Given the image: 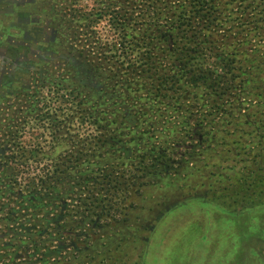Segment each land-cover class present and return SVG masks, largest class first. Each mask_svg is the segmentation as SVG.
I'll return each mask as SVG.
<instances>
[{
	"label": "trees",
	"instance_id": "trees-1",
	"mask_svg": "<svg viewBox=\"0 0 264 264\" xmlns=\"http://www.w3.org/2000/svg\"><path fill=\"white\" fill-rule=\"evenodd\" d=\"M93 2L90 10L66 5L56 26L97 85L39 74L0 117L5 164L48 159L25 190L49 206L64 203V228L69 219L75 226L127 221L135 207L130 193L156 183L165 192H190L181 205L188 209L200 202L204 211L251 216L260 204L232 211L216 192L231 178L264 175V0ZM102 21L112 34L98 28ZM29 122L49 131L48 149L21 143ZM83 126L90 132L82 135ZM62 139L69 147L52 155ZM116 141L125 147L111 159L106 149ZM244 183L226 189L239 194L251 188ZM20 220L0 215V235ZM37 228L3 242L0 264H67V256L48 253L60 228L44 229L39 239Z\"/></svg>",
	"mask_w": 264,
	"mask_h": 264
},
{
	"label": "rangeland",
	"instance_id": "rangeland-1",
	"mask_svg": "<svg viewBox=\"0 0 264 264\" xmlns=\"http://www.w3.org/2000/svg\"><path fill=\"white\" fill-rule=\"evenodd\" d=\"M66 5L90 10L94 2L0 0V117L8 111V104L31 87L41 73L51 78L63 73L73 83L87 88L97 85L90 71L79 61L71 42L61 38L66 32L56 26ZM105 24V21L100 22L98 28L112 34ZM68 64L72 67L70 72L66 68ZM21 129L19 140L23 145L34 147L40 142L45 149L49 148L50 143L45 142V139L51 140L49 131L44 132L33 122ZM78 130L85 135L91 128L83 126ZM68 147L62 139L49 151L53 150L51 154L56 156ZM124 147L125 144L116 141L107 147L106 155L114 159L120 153L118 149ZM3 148L0 145V215L21 220L10 225L8 231L4 227L3 231L8 234L0 235V246L12 241L14 235L25 236L29 227L37 226L34 235L38 239L44 237V229L57 231L60 228L61 232H56L50 242L48 253L51 259L60 254L62 261L67 256L70 259L67 264H264V175L263 179L243 181L251 188L239 194L235 187L226 189L228 185H237L239 189L243 182L238 177L218 184V187L224 186L216 192L219 194L216 201L232 211L241 212L243 208L260 204L250 210L251 216L241 212L239 218L238 213L236 216L223 214L212 207L210 212L204 211L200 202L188 209L181 205L192 196L190 192H165L162 185L156 183L147 186L141 195L130 193L128 201H133L135 207L127 210V221L115 222L103 217L99 218V224L88 219L89 224L75 226L69 219V225L64 228V203L49 206L44 197L25 190L30 178L41 172L48 159L41 155L28 160L16 158L9 166L5 164V156L10 152ZM201 173L197 175L199 181ZM11 177L16 181L13 184ZM16 229L19 231L15 232Z\"/></svg>",
	"mask_w": 264,
	"mask_h": 264
},
{
	"label": "flooded vegetation",
	"instance_id": "flooded-vegetation-1",
	"mask_svg": "<svg viewBox=\"0 0 264 264\" xmlns=\"http://www.w3.org/2000/svg\"><path fill=\"white\" fill-rule=\"evenodd\" d=\"M14 16L18 17V16H17V12H16V13L14 12ZM45 27H46V26H41V28H45ZM51 32H52V31H51ZM52 41H53V40H52Z\"/></svg>",
	"mask_w": 264,
	"mask_h": 264
}]
</instances>
